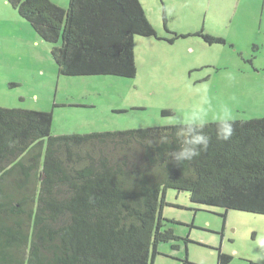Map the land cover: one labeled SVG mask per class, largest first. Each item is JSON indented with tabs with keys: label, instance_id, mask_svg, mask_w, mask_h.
<instances>
[{
	"label": "trees",
	"instance_id": "1",
	"mask_svg": "<svg viewBox=\"0 0 264 264\" xmlns=\"http://www.w3.org/2000/svg\"><path fill=\"white\" fill-rule=\"evenodd\" d=\"M10 3L68 76L132 78L135 36H158L140 0ZM52 121L51 111L0 106V264H152L159 244L189 240L168 226L167 189L264 214V117L232 120L227 141L208 122V149L179 164L174 124L52 135ZM217 259L233 255L218 248Z\"/></svg>",
	"mask_w": 264,
	"mask_h": 264
},
{
	"label": "rangeland",
	"instance_id": "2",
	"mask_svg": "<svg viewBox=\"0 0 264 264\" xmlns=\"http://www.w3.org/2000/svg\"><path fill=\"white\" fill-rule=\"evenodd\" d=\"M158 36L136 35V74H61L43 40L10 0H0V106L51 111V134L264 117V0H140ZM67 6L69 0H54ZM223 41L205 42L197 32ZM178 34V36H176ZM168 226L188 237L158 245L152 264H264V214L190 201L167 189ZM186 245V246H185ZM186 256L188 260L185 262Z\"/></svg>",
	"mask_w": 264,
	"mask_h": 264
},
{
	"label": "clouds",
	"instance_id": "3",
	"mask_svg": "<svg viewBox=\"0 0 264 264\" xmlns=\"http://www.w3.org/2000/svg\"><path fill=\"white\" fill-rule=\"evenodd\" d=\"M176 125L175 135L179 141L178 150L171 154V158L177 163L191 161L208 149L210 137L205 133L207 120L203 115L199 117L177 118L172 121ZM217 139L227 141L234 132L232 117L227 109L217 120Z\"/></svg>",
	"mask_w": 264,
	"mask_h": 264
}]
</instances>
